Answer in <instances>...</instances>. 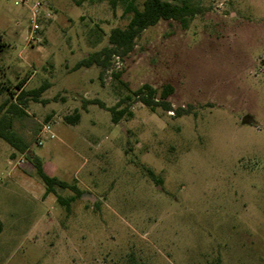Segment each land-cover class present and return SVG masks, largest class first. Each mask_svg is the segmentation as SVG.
<instances>
[{"label":"rangeland","instance_id":"obj_1","mask_svg":"<svg viewBox=\"0 0 264 264\" xmlns=\"http://www.w3.org/2000/svg\"><path fill=\"white\" fill-rule=\"evenodd\" d=\"M41 1L29 39V8L0 0V103L16 102L23 79L50 83L14 118L25 151L0 138V264H264V0H196L187 26L148 27L102 77L76 63L131 14L110 0ZM144 83H171L173 109L188 112L127 100L133 115L114 123L83 106L111 107ZM34 157L83 191L69 209L45 194Z\"/></svg>","mask_w":264,"mask_h":264},{"label":"trees","instance_id":"obj_2","mask_svg":"<svg viewBox=\"0 0 264 264\" xmlns=\"http://www.w3.org/2000/svg\"><path fill=\"white\" fill-rule=\"evenodd\" d=\"M111 4L116 7L121 3L125 14H131L129 22L125 27H114L111 29L108 37V44L101 49L90 53L76 63V68L99 66L102 68L100 76L102 77L104 70H107L113 61V57H125L134 50L136 39L140 34L150 26L156 25L160 20H176L184 26L198 13L202 12V7L196 0H144L143 7L140 8L136 0H110ZM4 47L0 36V50ZM116 77L121 75L120 71L114 73ZM25 80L19 83L21 89L17 96L16 102L3 101L0 103V138L7 141L15 149L20 152L27 148L24 140L13 130L14 118L17 115L25 114L22 105H26L25 98L30 96L32 99L39 101L42 93L49 87L48 81L43 82L40 86L25 90ZM174 86L171 83H166L160 90L153 87L149 83H144L141 87L129 93L119 100L115 105L107 107L100 99H83V106L89 104H98L100 107L106 108L111 112L112 121L119 123L125 117H131L133 111L129 105H123L125 101L139 100L143 104L155 108L162 107L168 111H174L176 115L181 116L188 112L184 107L173 109L169 97L174 93ZM45 102V100H43ZM81 113L77 110L73 115H67L65 120L68 123H78ZM33 164L36 170L46 185L45 194H56L59 203L70 207L71 201L76 196L83 194V191L76 185H71L67 181L61 180L55 176L49 175L43 168L39 157L33 158ZM71 188L75 191V195L63 197L57 193L56 187ZM2 229V221L0 219V231Z\"/></svg>","mask_w":264,"mask_h":264},{"label":"built area","instance_id":"obj_3","mask_svg":"<svg viewBox=\"0 0 264 264\" xmlns=\"http://www.w3.org/2000/svg\"><path fill=\"white\" fill-rule=\"evenodd\" d=\"M15 4L17 5H25L29 8L31 11V24H30V35L29 39H36V36L34 35L40 28V18L42 13V5L43 2L41 0H15ZM173 112V111H172ZM51 132V125L46 124L43 128V132L38 138L37 143L39 145L43 144L44 139L48 137V133ZM19 162H25L24 158H21Z\"/></svg>","mask_w":264,"mask_h":264},{"label":"crops","instance_id":"obj_4","mask_svg":"<svg viewBox=\"0 0 264 264\" xmlns=\"http://www.w3.org/2000/svg\"><path fill=\"white\" fill-rule=\"evenodd\" d=\"M27 83H28V82H26V84H27ZM24 86H25V83H24ZM24 86H23V87H24Z\"/></svg>","mask_w":264,"mask_h":264}]
</instances>
